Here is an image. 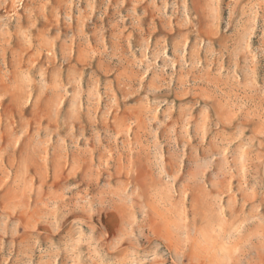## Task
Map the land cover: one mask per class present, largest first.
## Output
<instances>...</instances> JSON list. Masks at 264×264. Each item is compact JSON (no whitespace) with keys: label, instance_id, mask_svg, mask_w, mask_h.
Returning a JSON list of instances; mask_svg holds the SVG:
<instances>
[{"label":"rangeland","instance_id":"rangeland-1","mask_svg":"<svg viewBox=\"0 0 264 264\" xmlns=\"http://www.w3.org/2000/svg\"><path fill=\"white\" fill-rule=\"evenodd\" d=\"M0 264H264V0H0Z\"/></svg>","mask_w":264,"mask_h":264}]
</instances>
